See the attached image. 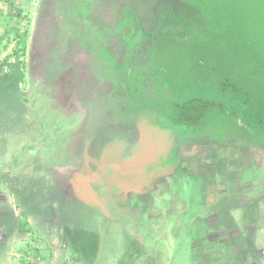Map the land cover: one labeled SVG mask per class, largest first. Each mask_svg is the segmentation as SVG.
<instances>
[{
	"label": "rangeland",
	"instance_id": "374dc122",
	"mask_svg": "<svg viewBox=\"0 0 264 264\" xmlns=\"http://www.w3.org/2000/svg\"><path fill=\"white\" fill-rule=\"evenodd\" d=\"M37 1L0 0V76L11 75L19 62L21 63L19 67L24 73L18 87L8 88L4 94L0 92V135L9 134L7 140L11 141L9 147L12 152L22 151L23 160L33 163L55 162L60 167L74 168L68 174L60 175V178L65 176L62 183L69 181L71 191L62 196L65 201L59 202V205H66V201H70L80 206L82 203L77 202L78 198L86 200L82 209L81 206L80 209L71 210V215L80 222L87 220L88 208L94 209L90 212L95 216L99 215L98 208L101 202L99 192H94V186L98 183L103 185L105 182L107 186L105 196L108 199L106 210L123 218V224L120 225L123 230L121 229L122 232L118 230L119 233L114 231V221L105 219L106 243L117 242L123 245L133 240L131 235L134 229L139 231L140 228L141 233L147 228L146 241L151 251L141 249L140 253L143 255L137 260L131 259L128 261L129 264H164L165 260L168 264H193V255L200 251V245L197 247L196 245L201 242H194V239L203 233L207 220H212V224L216 221L215 218L210 220V215L217 212V209L215 210L217 207L222 210L220 201L217 202V196L220 194H224L219 198L226 199V204L229 199L234 201L235 207L233 206L230 211L234 212L236 217L240 216L238 220L241 227L237 228L235 224L236 229L232 232L236 246L234 263L246 264L251 258H257L253 252L258 249L252 244L253 236L244 232L240 221L243 219L249 221L247 205L255 209L256 216L260 212L264 214V169L256 167L253 162L242 156L230 157L231 155L218 152L200 156L194 153L178 170H173L171 174L168 172L167 175L156 174V177H153L150 174L152 167L164 161L165 147L157 144V141H150L151 137L144 138L143 132L137 127L127 122L113 120L110 109L112 105L108 106L110 100L106 96L125 98L126 93L130 91L129 86L126 84L122 86L124 93L122 95L113 93L115 83H109V79L104 77V65L95 63L94 52L90 51L91 57L83 50L80 54H85L84 57L72 53L75 56L68 58L72 63L61 62L69 67L68 93L69 100L74 103L68 106L64 105L66 104L62 101L64 97L60 96L59 91L49 87L56 85L57 81L48 80L49 78L44 81V75L37 73L35 54L29 64V34ZM188 1L212 12L210 14L213 21L222 30L236 53L241 54V60H238L239 58L236 60L237 65L241 64L249 72H256L264 78V0ZM75 46L72 48L73 51L82 47V42ZM127 77L132 80V75ZM153 96L156 100H161L158 96L154 94ZM75 97L80 101H76ZM89 100L93 103L91 107L88 106ZM231 103L230 109H233L234 102ZM92 109H95L96 113H90L89 110ZM68 114L70 116H67ZM17 133L20 135L15 137ZM17 140L19 145L15 143ZM67 175L74 178L72 179L74 181L67 180ZM116 180L124 182V198L126 194L132 192L133 199L139 201L135 197L139 192L140 198L148 199L149 202L144 206L151 214L148 219L133 214L136 211L134 207L127 206L117 211L111 206L116 200L114 196L110 199L112 194L110 192L120 185L115 183ZM28 190L23 194L25 199L16 200L14 204L19 214L42 215L43 226L41 229L37 227L39 231H35L31 226L30 229L35 232L28 236L37 247L34 248L32 243L30 247L13 250L11 260H6L5 264H67L70 263L68 256L78 259V253L81 254L82 249H68L66 244L62 243L60 234L63 225H68L66 218L57 216L58 223H53L56 219L52 218L51 213L62 212L60 208H54L56 194L42 191L38 195L41 199L37 200L34 188L28 187ZM14 195L19 196L18 193ZM141 204L139 201L137 207L142 208ZM68 214L69 212L66 213ZM219 219L222 220L220 217ZM31 220L34 222L33 218ZM221 222L224 221H220V224ZM14 226L11 220L5 240L8 244L19 235L23 236L22 233H18L19 231H14ZM207 231L208 227L201 239L206 241L212 238L215 247L218 235L212 237ZM226 239L220 240L221 246L226 244ZM247 239L249 243L252 241L251 245H247ZM227 240L233 241L231 238ZM54 241L58 245L57 248L53 247ZM131 251L133 250L130 249L129 252ZM52 256L54 260L51 263ZM126 256H128L126 260L131 257L130 254ZM0 264L4 262L0 261Z\"/></svg>",
	"mask_w": 264,
	"mask_h": 264
},
{
	"label": "flooded vegetation",
	"instance_id": "af4514ba",
	"mask_svg": "<svg viewBox=\"0 0 264 264\" xmlns=\"http://www.w3.org/2000/svg\"><path fill=\"white\" fill-rule=\"evenodd\" d=\"M69 10L56 15L63 17L69 12L82 37L92 39L99 47L120 42L118 52L126 55L127 68L132 72L125 75L121 66L117 73L113 93L124 94L125 84L130 90L119 99L147 105L155 102L153 94L161 100H184L205 92L217 100L233 101L234 107L242 108L248 117L260 119L259 127L264 131V78L241 64L230 66L219 60V50L212 48L215 39L209 42L206 36L215 37L217 29L201 8L186 0H72ZM59 25L57 35L61 37L67 34L65 21ZM196 51L212 60L208 74L186 63ZM51 54L54 61L47 63V71L67 72L69 67L61 63L65 51L55 48ZM130 75L132 80L127 77ZM20 82L13 76L12 85L18 87Z\"/></svg>",
	"mask_w": 264,
	"mask_h": 264
},
{
	"label": "crops",
	"instance_id": "0c3cea01",
	"mask_svg": "<svg viewBox=\"0 0 264 264\" xmlns=\"http://www.w3.org/2000/svg\"><path fill=\"white\" fill-rule=\"evenodd\" d=\"M53 88V86L50 87V89L52 90ZM62 101L65 102L66 104L64 105L67 106L74 103V101L71 102L69 98L62 99ZM67 116H70V114H68ZM18 135H20V133H17L15 137H17ZM8 136V133L6 135H0V261H3L4 264L6 260L10 261V255L12 254L13 250L15 251L18 248L21 249L30 247L32 243L34 248L37 247L34 242L30 241L31 238H29L28 236H31L35 231H37V227L41 229V226H43L44 221L42 219V215L39 213H28L26 215L24 213L19 214L18 209H16L14 204L16 200L22 201L25 199V195L23 194H25L26 191H29L28 187L29 189L31 187L34 188V191H36L37 193V197L35 198L37 200L41 199L38 195L41 194L42 191L50 194H56V204L54 208H60L62 212L51 213L52 218L56 219L53 221V223H58L57 216L66 218V222H68V225H63V230L60 234L63 239L62 243H65L68 249H82L81 254L78 253V259H76L74 256H68L67 252V256L68 258H70V263L67 264H129L128 261H130L131 259L137 260L143 255V253H140L141 249H150L149 243L146 241L148 235V232L146 230L147 228L143 229V232L141 233L140 228L139 231L134 229V233H132L131 235V237H133V240L127 241L125 244H123L124 246L117 242L106 243V241L104 240V233L106 232L105 219L109 218L111 221H114V231L115 233H119L118 230H120V232H122L123 230L122 227H120V225L123 224V218H119L112 212H108L106 210V201H108V199L105 196L107 192V186L105 182L103 183V185L98 183L97 186H94V192H99V200L101 202H99L100 208H98L100 209L98 210L99 215L95 216L92 212H90L94 211V209L88 208L89 210L87 220L84 222H80L76 220L74 215H71V210L72 208L80 209L81 206L82 209L83 204L84 202H86V200L82 199L79 196L80 198H78L79 201L77 202L82 203L80 206L75 202L73 203H75L76 205L72 204L70 201H66V205H59V202L61 203L65 201L62 196L68 194L71 191L69 181L66 183H62V179H65V176L60 178V175H63L65 173L68 174V172L74 168L60 167L56 165L55 162H48L47 164H43V162L41 161L39 163H33L27 160H23V156H21L22 151L12 152V150L10 149L9 144L11 141L7 140ZM15 143L19 145V140L15 141ZM72 179L74 178L67 175V180H71L73 182L74 180ZM115 183H118L120 185L114 187V190L110 192L112 193L110 194V199L112 196H114V199L116 200V203L111 206L113 208L115 207L117 211L119 208L123 209L124 207L127 208V206L134 207L136 211H134L133 214H137L139 216H142L143 218L148 219L151 214H149L144 208V206H146L145 204L149 202L148 199L144 200L143 198H140L139 195L141 193L139 194L138 192L135 197L139 199L143 207H137L139 201L133 199L134 193L131 192L128 195L126 194L125 198L123 197L124 182L122 180H116ZM15 193H18L19 196H15ZM225 200L226 199L217 197V202L220 201V204H224L225 206H221L222 210L220 211L218 208H215V210L217 209V212L211 213L210 220L211 218H215L216 223L214 222L212 224V220H207L205 223V228L203 229L204 233V230L206 232V229L208 227L207 233H210L212 237L215 234L218 235L216 236L215 241V243L217 244H215V247L213 246L212 238L206 241L202 240L201 236H203V233H199L200 235L195 237L194 242L201 241L200 244L196 245V247L200 245V251L197 254L193 255V264H235L234 262L236 261V246L234 243L232 232H234L233 229H236L235 224L237 228L241 227L238 220L240 219V216L238 218V216L236 217V215H234V212L230 211L235 207L233 205L234 201L229 199L227 200L226 204ZM246 207H249L246 209V211L249 213V221L246 222L243 219L240 222H242L244 232H246L247 234H252L254 242H250L253 245L255 244V248H258L257 250L253 251L257 255V258H251V260H248L246 264H264V241H262V239L264 240V214L260 212L258 216H256V211L254 208H250V205H247ZM84 210L85 209H83V211ZM68 212L69 214L66 215V213ZM219 217L222 218V220L219 219ZM4 218H6L8 221H6ZM31 218L34 219V222H32ZM11 220L12 224L15 225L14 231H19L18 233H22L23 236L19 235V237L13 240L11 244H8L5 242V240L7 239L6 236L9 233ZM220 221L224 222H221L222 224H220ZM256 222H258V224ZM141 224H143V221L141 222ZM31 226L34 227L33 229L35 231L30 229ZM150 236L152 238V235ZM225 238H231V241H233L229 242V240L226 239V244L221 246L220 240ZM133 241L138 242L135 243ZM251 243H249V240L247 239V245H251ZM53 247H58L55 241L53 242ZM113 249H115V251H113ZM130 249H132L133 251L129 252ZM251 249L253 250V248ZM128 254H130L131 257L129 258V260H126L128 258V256L126 255ZM53 257L54 256H52L51 258V263L54 260ZM167 262L168 261L165 260L164 264H168Z\"/></svg>",
	"mask_w": 264,
	"mask_h": 264
},
{
	"label": "water",
	"instance_id": "95a60500",
	"mask_svg": "<svg viewBox=\"0 0 264 264\" xmlns=\"http://www.w3.org/2000/svg\"><path fill=\"white\" fill-rule=\"evenodd\" d=\"M71 1L38 0L28 43L29 64L35 54L37 73L44 75L43 80L49 78L48 80L57 81L56 85H52L53 89L58 90L60 96L64 98H70L67 72H51L50 69L47 71V63L54 61L51 53L55 48L65 51L61 62L68 61L70 64L72 62L68 58L75 56L72 53L85 56V54H80L78 49L75 51L72 49L78 42H82L80 48L87 51L90 57V51L94 52L95 63L104 65V70L103 68L102 70L104 77L109 79V83H116V76L121 66H124V74L125 72L131 73L126 70V55L118 52L120 42L115 41L112 46L99 47L92 39L78 34L75 27L77 24L73 25L72 15L67 12L70 11ZM60 10L62 12L67 10L63 17L56 15ZM63 21H65L67 34L61 38L57 35V31L59 23L62 24ZM29 73L32 74L31 70ZM106 98L110 100L108 106L112 105L110 109L113 120L127 122L137 127L143 132L144 138L151 137L150 141H157V144L165 147L164 161L155 166L157 169L152 167L150 174L153 177H156V174L167 175L168 172L171 174L173 170H178L194 153L200 156L217 152L218 154L226 153L231 155L230 157L242 156L253 162L256 167L264 169V133L257 130L255 125L242 113L230 109L229 105L211 102L186 107L176 100L155 99L154 103H147L148 108L144 110L141 106L142 102L137 101L133 104L137 112L134 111L131 115L122 111V106L129 104L125 102V99H116L111 95H107ZM76 101H78L77 98ZM92 104L89 100L88 106L91 107ZM141 109L143 113L138 112ZM95 111V109L89 110L90 113H96Z\"/></svg>",
	"mask_w": 264,
	"mask_h": 264
},
{
	"label": "trees",
	"instance_id": "16d2710c",
	"mask_svg": "<svg viewBox=\"0 0 264 264\" xmlns=\"http://www.w3.org/2000/svg\"><path fill=\"white\" fill-rule=\"evenodd\" d=\"M186 1H188V0H186ZM197 7H199V6H197ZM199 8H201V7H199ZM201 9L203 10V13H205L204 15L206 16V18L217 29V32L214 33L215 37L211 36L210 34L209 35L206 34V36L209 38L208 39L209 42H211L210 41L211 38L215 39V40H213V44L214 45L212 46V48L217 50V51L219 50L218 51V53L220 55L219 60L224 61L225 65H228V64L230 66L237 65L236 60H237V58H239L238 60H241V54H237L236 53V51L229 44V42H228L227 38L225 37L224 33H222V30L213 21L212 14H210L212 12H210L209 10H206V8H204V9L201 8ZM222 40H224V43H222ZM206 48L211 49L210 46H208ZM194 54L195 53H191L189 55V57L186 59V63L187 64H192L194 66H198L200 68V70L202 71V74H205V73L208 74L210 72V65L212 63V60L206 54L202 53V54L199 55V52H197V51H196V56ZM197 55H199V56H197ZM20 65H21L20 62L17 63L15 68H13V71L11 72V75L9 74L6 77L5 76L4 77L0 76V92L2 94H4V91L8 90V88H15L16 87L15 85H12V83H11V81L13 80V76H16L17 79H19V81H21L23 79L24 73L21 70V68L19 67ZM218 66H219V68L221 70L225 69V67H223L221 65H218ZM126 70L132 72V70L128 69L127 67H126ZM213 70L215 71V69H213ZM166 100H168V99H166ZM173 100H176V99H173ZM211 102L221 103V104L230 106V103H227L226 101L217 100L215 97H212L209 94L207 96V95H205V92H203L202 94H196L195 96L187 97V99H184V100H179V103L181 105L186 106V107L200 106V105H204V104L211 103ZM141 106H142L143 110L148 108V105H146L144 103H142ZM142 109L140 111H138V112L143 113ZM233 110H236V111H239L240 113H242L245 117H247L249 119L250 122H252L255 125V128L257 130L263 131L262 130L263 128L259 127V125L261 123L260 119H252V118L248 117V115H246L245 111H243V109L238 107V106H235L233 108ZM122 111L124 113L128 112V113H130L132 115V113H134V111L137 112V109L134 110L133 104H127V105L122 106Z\"/></svg>",
	"mask_w": 264,
	"mask_h": 264
}]
</instances>
